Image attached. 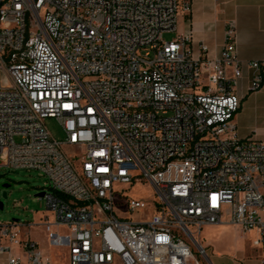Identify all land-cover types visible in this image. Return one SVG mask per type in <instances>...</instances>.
<instances>
[{"label":"built area","instance_id":"obj_1","mask_svg":"<svg viewBox=\"0 0 264 264\" xmlns=\"http://www.w3.org/2000/svg\"><path fill=\"white\" fill-rule=\"evenodd\" d=\"M181 11L189 0H0V159L46 177L49 244L68 251L54 262L0 225L5 264H201L191 241L224 224L264 254V141L236 133L235 27L218 57L194 56ZM249 67L260 90L264 59ZM144 183L151 200L126 193Z\"/></svg>","mask_w":264,"mask_h":264},{"label":"crops","instance_id":"obj_2","mask_svg":"<svg viewBox=\"0 0 264 264\" xmlns=\"http://www.w3.org/2000/svg\"><path fill=\"white\" fill-rule=\"evenodd\" d=\"M189 2L191 12L179 13L177 34L192 36L191 49L194 56L200 54L199 45L204 43L208 46L207 56L218 57L225 44L227 28L230 25L235 27L237 53L242 69V76L234 89L241 98L240 109L234 117L236 133L241 139L253 138L264 141V84L260 90H251L254 70L249 67L250 62L264 59V0H189ZM228 75L232 77V69H229ZM53 219L54 216L49 209L43 213H36L33 222L29 224V229L20 228L22 239L38 244V240L32 238V228L37 227L47 231L46 223L52 222ZM59 231L64 232L63 229ZM48 235L47 231L49 242ZM242 235L244 239L251 236V241L242 246H234L229 252H219L216 258L212 261L208 259V262L210 264H262L264 254L252 245V239L256 234ZM13 252L17 254L19 250L14 248ZM43 252L45 253L44 250ZM67 256L68 251L66 260ZM7 260L8 255H0V264H5Z\"/></svg>","mask_w":264,"mask_h":264},{"label":"rangeland","instance_id":"obj_3","mask_svg":"<svg viewBox=\"0 0 264 264\" xmlns=\"http://www.w3.org/2000/svg\"><path fill=\"white\" fill-rule=\"evenodd\" d=\"M174 34H165L164 39L171 41ZM4 74L0 75L2 79ZM3 84L4 81H3ZM6 85V84H5ZM46 126L57 141L65 142V133L56 119H46ZM68 154H72V149L64 147ZM4 159H0V225L17 224L21 227L30 228L36 213H43L48 210L47 201L40 197L41 193H51L48 180L38 170H14L4 166ZM132 197H138L149 201L153 198L154 190L148 183L132 187L127 190ZM150 210L136 213L134 219L143 216L148 217ZM23 228V230H24ZM32 238L38 240V244L50 256L54 262H65L67 250L60 247H51L47 239V231H42L37 227L32 228ZM62 231V230H61ZM251 241L243 238L239 230L231 225H217L204 227L200 235H196L191 241L194 256L201 264H210L217 257L219 252H229L234 246H242ZM62 260V261H61Z\"/></svg>","mask_w":264,"mask_h":264},{"label":"water","instance_id":"obj_4","mask_svg":"<svg viewBox=\"0 0 264 264\" xmlns=\"http://www.w3.org/2000/svg\"><path fill=\"white\" fill-rule=\"evenodd\" d=\"M45 193H41L39 194L40 197H44ZM2 206L1 202H0V207Z\"/></svg>","mask_w":264,"mask_h":264}]
</instances>
